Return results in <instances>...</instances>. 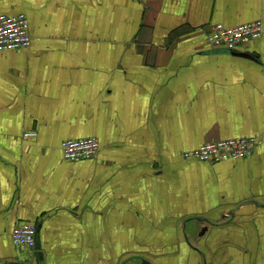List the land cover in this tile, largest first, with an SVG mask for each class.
<instances>
[{"label": "crops", "instance_id": "0c3cea01", "mask_svg": "<svg viewBox=\"0 0 264 264\" xmlns=\"http://www.w3.org/2000/svg\"><path fill=\"white\" fill-rule=\"evenodd\" d=\"M18 14L32 39L0 51V264H264V0H0ZM256 20L236 50L251 57L206 44ZM90 136L96 157L64 158ZM233 137L258 144L182 156Z\"/></svg>", "mask_w": 264, "mask_h": 264}, {"label": "built area", "instance_id": "2783aa9c", "mask_svg": "<svg viewBox=\"0 0 264 264\" xmlns=\"http://www.w3.org/2000/svg\"><path fill=\"white\" fill-rule=\"evenodd\" d=\"M262 34L261 20L236 26L218 23L207 34L206 44L213 49L237 50L245 43L259 39ZM31 39L30 22L25 14L0 15V51L27 48L31 44ZM34 135V132L25 133V137ZM257 144V137L219 139L184 151L182 156L188 160L197 159L213 164L227 159L248 157ZM100 148V140L95 136L67 139L62 143L63 156L71 161L92 159L98 155ZM37 230L35 223H18L12 231L14 245L18 249L27 250L32 255L37 246Z\"/></svg>", "mask_w": 264, "mask_h": 264}, {"label": "water", "instance_id": "95a60500", "mask_svg": "<svg viewBox=\"0 0 264 264\" xmlns=\"http://www.w3.org/2000/svg\"><path fill=\"white\" fill-rule=\"evenodd\" d=\"M224 51H228L234 55H242V56H245V57H251L248 53H240V52H237L236 50H226V49H223Z\"/></svg>", "mask_w": 264, "mask_h": 264}]
</instances>
